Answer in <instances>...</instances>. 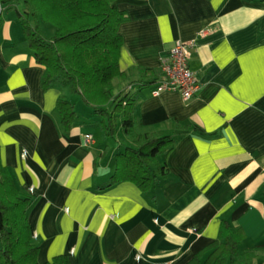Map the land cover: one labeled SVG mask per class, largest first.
I'll return each instance as SVG.
<instances>
[{
  "label": "crops",
  "instance_id": "obj_1",
  "mask_svg": "<svg viewBox=\"0 0 264 264\" xmlns=\"http://www.w3.org/2000/svg\"><path fill=\"white\" fill-rule=\"evenodd\" d=\"M117 5L128 17L122 85L140 80L129 86L138 128L175 139L160 157L167 175L147 193L110 182L117 146L96 136L99 118L83 104L71 131L62 130L56 101L64 87L42 89L44 69L15 10L0 3V159L32 197L39 262L62 253L74 264H185L227 219L246 232L238 264H264V0ZM178 41L192 44L189 66L201 83L190 99L174 89L154 94L162 77L141 82L151 73L139 68L161 72Z\"/></svg>",
  "mask_w": 264,
  "mask_h": 264
},
{
  "label": "trees",
  "instance_id": "obj_2",
  "mask_svg": "<svg viewBox=\"0 0 264 264\" xmlns=\"http://www.w3.org/2000/svg\"><path fill=\"white\" fill-rule=\"evenodd\" d=\"M117 1L0 0V3L6 10H15L34 59L44 69L42 89L46 91L60 83L71 95H78L83 107L99 118L106 140L116 144L115 171L110 182L130 181L147 193L160 176L167 175L168 166L160 157L173 149L175 139L169 133L137 129V95L129 86L140 80L130 79L128 85H122L129 71L121 66L124 41L120 26L128 17ZM3 22L0 14V26ZM49 23L55 27L52 34L45 32ZM139 69L151 73L150 78L141 81L142 85L156 83L162 77V72ZM56 106L62 130L69 133L79 117L77 105L63 92ZM31 204L32 197L20 189L15 175L0 159V264H74L62 253L39 262V244L34 239L28 214ZM245 238L242 226L223 219L217 239L185 264H238L239 245Z\"/></svg>",
  "mask_w": 264,
  "mask_h": 264
},
{
  "label": "built area",
  "instance_id": "obj_3",
  "mask_svg": "<svg viewBox=\"0 0 264 264\" xmlns=\"http://www.w3.org/2000/svg\"><path fill=\"white\" fill-rule=\"evenodd\" d=\"M192 44L178 41L171 49L167 59L161 64L162 78L158 81L154 94L167 89L180 90L184 99H190L200 89L201 83L196 72L189 66ZM85 143L93 142L91 134L83 135Z\"/></svg>",
  "mask_w": 264,
  "mask_h": 264
},
{
  "label": "rangeland",
  "instance_id": "obj_4",
  "mask_svg": "<svg viewBox=\"0 0 264 264\" xmlns=\"http://www.w3.org/2000/svg\"><path fill=\"white\" fill-rule=\"evenodd\" d=\"M13 13V12H12ZM54 29H55V27H54V25L53 24H47L46 26H45V32L47 33V34H52L53 32H54ZM117 81H119L118 79H116L115 80V83H117ZM62 85L60 84V87H61ZM62 88H63V86H62ZM64 89V92L67 94V95H69L70 96V99H72L75 103H76V107L78 108V111H79V113L80 112H82V108H81V102H80V98H79V96L78 95H71L70 93H69V91H68V89L67 88H63ZM119 89V88H118ZM118 89L116 90V91H118ZM90 114V113H89ZM138 127L139 126H137V129H138ZM94 128H96V129H93L94 130V133L96 134L97 133V135L96 136H100V132L99 131H101L99 128H97V126H94ZM139 130V129H138ZM102 138V137H101Z\"/></svg>",
  "mask_w": 264,
  "mask_h": 264
}]
</instances>
